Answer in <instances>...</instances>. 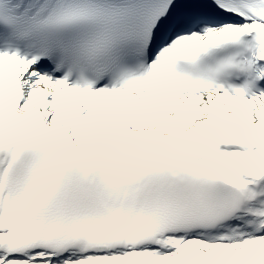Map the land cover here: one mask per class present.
<instances>
[{
    "label": "snow or ice",
    "instance_id": "obj_1",
    "mask_svg": "<svg viewBox=\"0 0 264 264\" xmlns=\"http://www.w3.org/2000/svg\"><path fill=\"white\" fill-rule=\"evenodd\" d=\"M0 264H264V0H0Z\"/></svg>",
    "mask_w": 264,
    "mask_h": 264
}]
</instances>
